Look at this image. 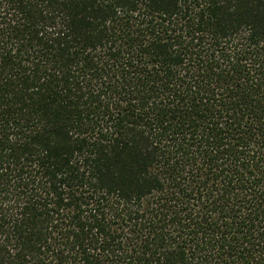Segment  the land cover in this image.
Here are the masks:
<instances>
[{"label": "trees", "instance_id": "16d2710c", "mask_svg": "<svg viewBox=\"0 0 264 264\" xmlns=\"http://www.w3.org/2000/svg\"><path fill=\"white\" fill-rule=\"evenodd\" d=\"M0 264H264V0H0Z\"/></svg>", "mask_w": 264, "mask_h": 264}]
</instances>
